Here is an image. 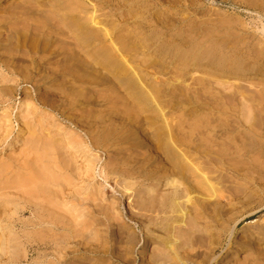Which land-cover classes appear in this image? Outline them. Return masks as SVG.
<instances>
[{
  "label": "rangeland",
  "instance_id": "rangeland-1",
  "mask_svg": "<svg viewBox=\"0 0 264 264\" xmlns=\"http://www.w3.org/2000/svg\"><path fill=\"white\" fill-rule=\"evenodd\" d=\"M252 1L61 0L56 4L52 0H0V264H141L145 240L152 261L172 253V238L165 232L168 210L159 207V199L170 192L169 187L162 180L152 184L129 177L127 172L114 174L111 166L117 152L109 157L90 148L89 139L71 123L70 109L77 113L80 109L63 104L62 99L64 87L74 76L68 47L76 50L79 44L68 32L70 25L61 23L58 8H70L73 12L67 16L86 25L92 17L127 30L140 42L135 49H148L152 55L157 46L167 55L180 56L183 64L205 59L214 68L221 67L220 61L264 68V7ZM129 10L143 12L146 23L141 29L125 22L130 20ZM142 33L147 35V43ZM253 53L262 57L255 58ZM150 60L166 77L177 69L160 59ZM177 74L182 80L171 87L178 93L184 89L180 93L206 94L203 102L187 110L212 108L208 110L216 117L212 121L221 117V122L229 124L226 128L216 125L217 135L228 137L223 134L228 129L229 137L244 145L247 142L245 149L251 150L245 151L261 161L251 165L253 171L241 167L246 172L228 170L213 175L224 182L221 185L242 191L240 197H246L236 215L240 217L239 234L252 220H264V192L260 191L264 188V84H252L244 77L230 78L224 84L215 81L216 76L202 81L191 69ZM18 136L25 142L14 154ZM250 158H241V166ZM126 184L130 191L125 193ZM151 184L155 188L149 194L146 187ZM149 198H155L152 211L137 209ZM240 238L241 234L234 243L227 235L216 238L214 253H210L208 238L199 257L187 262L220 264L222 248L236 246ZM180 240L178 253L189 250L194 256L190 246L180 249L186 239ZM260 253L249 249L246 264H264V250ZM167 260L159 264H173Z\"/></svg>",
  "mask_w": 264,
  "mask_h": 264
},
{
  "label": "bare ground",
  "instance_id": "bare-ground-1",
  "mask_svg": "<svg viewBox=\"0 0 264 264\" xmlns=\"http://www.w3.org/2000/svg\"><path fill=\"white\" fill-rule=\"evenodd\" d=\"M52 1L58 4L61 0ZM253 1L264 7V0ZM57 11L63 18L61 23L70 25L68 32L79 44L76 50L72 45L68 47L69 64L74 76L73 82L64 87L62 99L63 104L80 109L78 113L70 109L71 123L89 139L90 148L106 153L109 157L113 152H117V159L111 161L114 174L125 175L123 172H127L129 177L135 176L139 181L152 184L160 183L162 180L163 186H168L170 189L167 195L159 199V207L168 210V215L165 217V225L168 229L165 232H168L169 238H172L169 246L172 253L169 256L161 255L156 261H152V257H149L151 248L145 240L141 264H159L160 260H165V263L167 259L173 261V264L179 262L188 264L187 261L199 257L200 249L207 246L206 239L210 238L209 250L210 253H214L217 246H215L216 238L225 235L230 237L229 242L234 243L241 234V241H237L236 246L227 245L222 248L220 264H246L248 261L245 254L247 255L249 249H255L256 253L263 252L264 220L262 219L261 223L252 220L238 234L240 217L236 215L241 209L244 198L240 197L242 191L227 189V186L221 185L222 180L218 181L219 177H213L216 173L220 175L228 170L238 172L245 167L251 171L253 169L251 165L260 160L258 157L253 158L251 153L249 156L248 152L251 149H247L249 151L246 152V141L244 145V142L238 143L234 136V139L229 137L231 132H227L228 129L223 133L228 137L223 138L225 135L223 136L222 132L219 133L222 138L217 135L216 125L224 126L228 123H225V120L221 122L223 119L220 120L221 117L218 116L217 121L214 119L217 122L214 125L215 121H212L214 114L208 111L212 108L207 110L205 107H196L187 110L190 106L203 102L205 92L180 93L183 89L178 93L171 85L182 80L177 72L191 69V72L202 77L198 78L202 81L216 76L215 81L223 83L230 78L238 80L239 77H244L250 78L252 84L259 86L264 84V68L240 63L224 65L221 61L218 63L221 67L214 68L212 62L205 59L195 64H183L180 56L167 55L157 46L152 51L153 55L142 47L136 50L140 42L138 43L134 36L127 30H117L115 25L103 19L95 21L91 17L88 19L91 20V24L86 25L85 22L81 23V20L69 18L67 15L73 11L66 6L62 5ZM142 13L129 10L130 20L125 22L134 24L137 30L141 29L146 23ZM95 25L98 27L94 28ZM142 35V39L147 43V35L145 33ZM255 55V58L260 56L259 53ZM151 57L174 65L177 69L166 77L162 69L150 60ZM94 97L96 99L93 100ZM224 108L226 110V107ZM21 134L22 132L19 135ZM65 137L68 139L67 136ZM73 141L70 143H75ZM24 142V137H16L12 147L14 154ZM247 156L252 158L246 161L247 165L243 162L246 166H241L240 159ZM233 157L237 160L239 158L240 164ZM206 163L211 164L212 167H207ZM152 184L146 187L149 194L153 193L155 188ZM123 190L125 193L130 191L128 184L123 185ZM260 191L264 192V188L261 187ZM154 203L155 198H149L137 209L150 212L154 209ZM176 227H179L177 236ZM147 237L150 238V234ZM181 237L186 239V243L184 242V245L181 242L183 246L179 245L180 249L182 250L183 247L185 249L188 245L192 248L190 251L195 252L194 256L188 254L189 250L188 253H178L177 245L180 244Z\"/></svg>",
  "mask_w": 264,
  "mask_h": 264
}]
</instances>
